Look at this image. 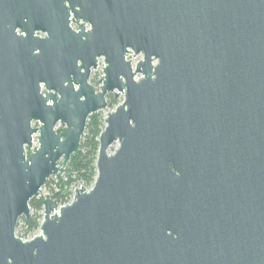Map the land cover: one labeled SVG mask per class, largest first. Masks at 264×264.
I'll return each mask as SVG.
<instances>
[{
	"label": "water",
	"instance_id": "obj_1",
	"mask_svg": "<svg viewBox=\"0 0 264 264\" xmlns=\"http://www.w3.org/2000/svg\"><path fill=\"white\" fill-rule=\"evenodd\" d=\"M112 2L100 94L88 55L35 54L0 25V264H264V0ZM111 92L94 186L46 198L20 238L51 178L80 183L67 166Z\"/></svg>",
	"mask_w": 264,
	"mask_h": 264
},
{
	"label": "flooded vegetation",
	"instance_id": "obj_2",
	"mask_svg": "<svg viewBox=\"0 0 264 264\" xmlns=\"http://www.w3.org/2000/svg\"><path fill=\"white\" fill-rule=\"evenodd\" d=\"M118 7L116 2L109 4L107 0H1L0 25H16L15 41L33 43L35 54L45 52L44 45L51 48L52 54L88 55L91 61L80 59L78 67L81 74L89 71L87 83L100 94L107 68L104 46L118 37ZM97 26L99 32L94 35ZM99 70L103 76L96 80L94 75ZM42 92L47 94L44 88ZM115 93L106 95L107 109L120 105ZM111 101L117 105L110 107Z\"/></svg>",
	"mask_w": 264,
	"mask_h": 264
},
{
	"label": "trees",
	"instance_id": "obj_3",
	"mask_svg": "<svg viewBox=\"0 0 264 264\" xmlns=\"http://www.w3.org/2000/svg\"><path fill=\"white\" fill-rule=\"evenodd\" d=\"M116 105V102H110V107H115ZM105 127V117L102 113L90 117L82 138L80 151L72 157L67 166V173L80 177L81 187H85L88 190L94 186L98 175L97 160L100 149V136ZM63 181L60 178L56 184L58 191L51 186L54 185L55 178L50 179L46 186L53 187L50 198L56 200L60 205H67L71 200V193H65ZM44 201L45 198L40 196L30 202L31 216L29 218H21L17 227V235L20 238L24 240L32 239L40 230L44 217Z\"/></svg>",
	"mask_w": 264,
	"mask_h": 264
},
{
	"label": "rangeland",
	"instance_id": "obj_4",
	"mask_svg": "<svg viewBox=\"0 0 264 264\" xmlns=\"http://www.w3.org/2000/svg\"><path fill=\"white\" fill-rule=\"evenodd\" d=\"M128 59L132 61L133 66H136L137 63H138L139 61H141V60L144 59V56H143L142 54H140V55H136V56H135V54L133 53ZM102 76H103L102 70L97 71V72L95 73V75H94V77L96 78V80L100 79ZM124 99H125V97H124L123 95H121L120 98L118 99V103L121 104V103L124 101ZM115 110H116V108H109V109L103 111L102 114L104 115V117H106L107 114L112 113V112H114ZM33 127H35V128H40V127H41V124H40V123H34V124H33ZM56 130H57L59 133H62V132H65V131L67 130V127H66L65 124H63V123H59V124L57 125ZM38 137H39V134L35 135V137H34V145H33V148H32L31 150H28V155H30L31 153L35 152V151L39 148ZM53 178H55V183H54V185H51V186H53L54 188H56L57 191H58V187H56V184L58 183V181L60 180V178H62V179L64 180V179H65V175H64V176H62V175H58V176H55V177H53ZM51 179H52V178H51ZM53 187L50 188L49 186H45V187L43 188V190L41 191V196L44 197L45 199H46V198H50V197H51V194H52V190H51V189H52ZM77 188H81L80 183H79L78 185H75V186H73V187L71 188V191L69 192V193H71V200H70V202H69L68 204H71V203L73 202V200H74V196H75V190H76ZM40 233H41V232H40V230H39V231L35 234V236L39 235ZM27 240H31V239H27Z\"/></svg>",
	"mask_w": 264,
	"mask_h": 264
}]
</instances>
